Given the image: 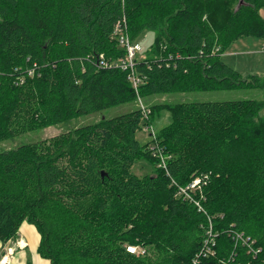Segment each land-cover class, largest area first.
Wrapping results in <instances>:
<instances>
[{
  "label": "trees",
  "instance_id": "trees-1",
  "mask_svg": "<svg viewBox=\"0 0 264 264\" xmlns=\"http://www.w3.org/2000/svg\"><path fill=\"white\" fill-rule=\"evenodd\" d=\"M263 9L264 0H0V143L129 107L0 153V242L28 223L49 264H264V102L177 100L254 89L222 56L239 39H264ZM117 26L132 41L155 34V54L135 62L137 88L118 66ZM140 102L172 114L153 141L172 158L154 176L132 171L155 157L137 137ZM196 177L203 210L177 196Z\"/></svg>",
  "mask_w": 264,
  "mask_h": 264
},
{
  "label": "rangeland",
  "instance_id": "rangeland-1",
  "mask_svg": "<svg viewBox=\"0 0 264 264\" xmlns=\"http://www.w3.org/2000/svg\"><path fill=\"white\" fill-rule=\"evenodd\" d=\"M261 15L264 18V9L261 11ZM154 37L155 34L151 31L142 32L133 41L129 37L131 44H137L140 46V50L137 51L134 62H136V60H144L150 55L155 54L151 47ZM160 48L164 49L163 45H161ZM222 58L225 63L242 74L245 79H248V82H253L254 89L182 94L177 96V100L183 102H222L238 100H257L264 102V82H262L264 81V39L258 37L239 39L228 47ZM252 75L259 76L261 81H252L250 78ZM157 101L160 102V104H165V102L175 101V98L163 97ZM128 109V106H120L102 113L87 116L85 118L75 119L64 125L52 126L46 129L26 133L15 139L0 143V153L18 148L22 145L33 144L42 140L53 138L60 135L61 133L72 131L76 127L82 125L91 124L102 119L121 115ZM149 110L150 114L145 118L141 130H139L137 133V137L142 145H150V149L154 151L153 154L155 157L153 156V160L148 158L139 159L133 165L132 171L139 177L154 176L156 174L157 167H164L168 160L172 158V155L169 154L165 149L158 147L155 142L153 143V141L156 140V136H158V134L164 128L168 127L172 123V114L163 107L157 109L153 113L151 112V108ZM260 118H264V109L258 113L256 120L258 121ZM27 226L29 225H24V229H26L25 227ZM19 237L20 236L18 234L16 239L2 246L0 250V264H10V261L15 256L14 254L17 253L18 250H23L26 248L20 247L21 240ZM11 249L12 252H10ZM32 250L33 249H30L28 251L27 260L22 264H34V255Z\"/></svg>",
  "mask_w": 264,
  "mask_h": 264
},
{
  "label": "built area",
  "instance_id": "built-area-1",
  "mask_svg": "<svg viewBox=\"0 0 264 264\" xmlns=\"http://www.w3.org/2000/svg\"><path fill=\"white\" fill-rule=\"evenodd\" d=\"M116 38L119 42V45L121 48L125 49L126 51V58L124 60H121L118 64L123 70H126L129 72V78L132 81L135 88L138 87V85L141 83V79L137 76L135 72V56L138 50H140V46L137 44H131L129 35L127 33V28L123 29L121 26H117L115 31ZM140 107L143 111L144 117H148L150 114L149 108H147L142 102H140ZM204 184V179L202 177H196L193 182L188 185L187 187H179L177 191V196L182 197L186 200H189L199 208V210H203L202 206L200 205V202L194 197V194L196 192H200L202 195V187ZM21 241L20 247L25 248L27 245L26 243H23ZM209 250V249H207ZM128 251L131 253H144L141 249H138L136 247H128ZM12 252V249L10 250Z\"/></svg>",
  "mask_w": 264,
  "mask_h": 264
},
{
  "label": "crops",
  "instance_id": "crops-1",
  "mask_svg": "<svg viewBox=\"0 0 264 264\" xmlns=\"http://www.w3.org/2000/svg\"><path fill=\"white\" fill-rule=\"evenodd\" d=\"M24 225H29L25 227L27 230L24 229ZM31 235H33L34 237ZM19 236H20L19 238L21 241H25L27 243V246L25 249L18 250V252L14 254L15 256L10 261V264H22L23 262H25L27 260L28 251L30 249H33L32 253L34 255V258H33L34 264H49L48 261L42 259L40 255L38 254L40 235L33 225L24 223L20 229ZM2 246L3 244L0 242V250Z\"/></svg>",
  "mask_w": 264,
  "mask_h": 264
},
{
  "label": "bare ground",
  "instance_id": "bare-ground-1",
  "mask_svg": "<svg viewBox=\"0 0 264 264\" xmlns=\"http://www.w3.org/2000/svg\"><path fill=\"white\" fill-rule=\"evenodd\" d=\"M23 243H26V242H25V241H23V242H22V244H23ZM26 245H27V243H26Z\"/></svg>",
  "mask_w": 264,
  "mask_h": 264
},
{
  "label": "water",
  "instance_id": "water-1",
  "mask_svg": "<svg viewBox=\"0 0 264 264\" xmlns=\"http://www.w3.org/2000/svg\"><path fill=\"white\" fill-rule=\"evenodd\" d=\"M104 175V174H103Z\"/></svg>",
  "mask_w": 264,
  "mask_h": 264
}]
</instances>
